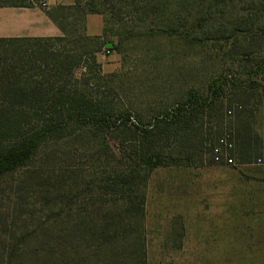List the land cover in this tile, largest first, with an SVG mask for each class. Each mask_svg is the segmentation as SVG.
I'll return each instance as SVG.
<instances>
[{
	"label": "rangeland",
	"instance_id": "rangeland-1",
	"mask_svg": "<svg viewBox=\"0 0 264 264\" xmlns=\"http://www.w3.org/2000/svg\"><path fill=\"white\" fill-rule=\"evenodd\" d=\"M176 1L171 0L168 18L160 27L187 31L190 37L151 36L158 27L148 25V34L128 38L120 50L104 48L94 54L99 69L87 54L95 47L90 42L76 43L67 37L61 42H44L40 49L25 42H0V56L41 51L37 65L45 61L49 73H60L62 79L53 89L80 99L79 106L91 101L107 118L117 119V123L127 119L126 127L112 131L62 124L42 141L40 150L20 171L49 175L56 181L68 177L71 188L81 176L85 183L96 185L106 178L112 180L119 169L135 164L139 139L135 124L151 122L186 102L190 94L208 97L209 83L225 77L229 82L219 100L225 106L237 104L252 110L250 122L260 137L255 153L261 163L252 158L242 165L234 158L235 166L217 165L205 150L186 157L172 146L165 163L173 158L178 163L154 167L146 183L142 264H264V37L245 32L247 40L235 39L241 36L235 29L250 28L252 21L253 29L257 25L264 28V1ZM86 25L90 34L101 35L104 22L91 16ZM191 37L197 40L191 42ZM112 41L116 43V37ZM20 86L31 85L21 80ZM234 116L235 112L226 123L233 126ZM7 130L14 128H2L0 138L13 136L5 134ZM32 130L23 126L15 131ZM7 180L0 189L6 194L13 191L6 203L12 217L19 213L18 197L27 195L15 196L16 189H9ZM99 200L98 194L76 199L87 205ZM122 250L113 248L107 253L120 257ZM136 250L129 262L141 258V249Z\"/></svg>",
	"mask_w": 264,
	"mask_h": 264
},
{
	"label": "trees",
	"instance_id": "trees-1",
	"mask_svg": "<svg viewBox=\"0 0 264 264\" xmlns=\"http://www.w3.org/2000/svg\"><path fill=\"white\" fill-rule=\"evenodd\" d=\"M170 3L171 0H73V5H59L45 11L61 36L0 38V42H25L39 49L44 42H61L67 37L76 43L90 42L95 47L87 54L91 55L92 64L99 69L94 54L104 48L120 50L128 38L148 34L146 32L151 30L148 25L156 24L158 27L151 36L190 37L187 31L160 27V23L168 18ZM34 4L42 6L43 2L0 0V8H30ZM176 4H180V0ZM88 15H98L103 19L100 36L86 33ZM250 24V28L235 29L241 35L235 36L237 41L247 40L245 32L264 37V28L257 25L254 30V22ZM113 37H116V43H113ZM196 40L191 37V42ZM40 57L41 51L17 57L0 56V134L4 127L14 128L5 132L8 135L12 133L9 139L0 138V186L9 178L8 188L16 189L15 196L22 192L27 195L18 197L19 213L11 217L6 203L13 191L6 194L0 189V264H142L145 256L143 220L146 183L154 167L178 163L174 158L165 163L172 146L180 149V155L186 157L202 154L205 150L216 164L214 147L222 136L228 134L236 147L231 155L238 163L247 164L257 157L255 152L260 137L250 122L252 110L237 104L225 106L219 98L223 86L229 81L218 77L209 83L208 97L202 99L190 94L186 102L177 104L151 122L140 126L135 124L139 134L134 150L136 165L119 169L112 180L106 178V181L96 185L85 183L81 176L71 188L68 177L56 181L49 175L20 171L40 150L42 141L62 124L90 126L101 131L127 126V119L117 123V119L112 120L98 113L97 105L91 101L79 106L82 104L80 99L53 89V85L62 81L60 73H49L45 61L37 65ZM262 64L264 69V61ZM21 80L31 86L21 87ZM71 103L78 106L71 107ZM234 112L235 123L232 126L226 120ZM124 114L119 116L124 117ZM23 126H31L33 130L17 134ZM111 157L115 158V155L111 153ZM81 184L85 185L80 187ZM94 194H98V202L87 205L76 201L79 197ZM113 248L125 250L120 257H116L118 253H107ZM136 248L141 249L142 256H137V262H129L135 256Z\"/></svg>",
	"mask_w": 264,
	"mask_h": 264
},
{
	"label": "crops",
	"instance_id": "crops-1",
	"mask_svg": "<svg viewBox=\"0 0 264 264\" xmlns=\"http://www.w3.org/2000/svg\"><path fill=\"white\" fill-rule=\"evenodd\" d=\"M45 5H33L30 8H0V38H52L61 36L58 27L48 18L45 11L55 6L73 5V0H40ZM98 15H88V18ZM100 17V16H99ZM86 33H89L86 25Z\"/></svg>",
	"mask_w": 264,
	"mask_h": 264
},
{
	"label": "built area",
	"instance_id": "built-area-1",
	"mask_svg": "<svg viewBox=\"0 0 264 264\" xmlns=\"http://www.w3.org/2000/svg\"><path fill=\"white\" fill-rule=\"evenodd\" d=\"M44 6L45 5L42 4V7ZM233 149L234 145L230 136L228 134L222 136L213 150L215 163L226 166H235L234 157L231 155ZM256 162L261 163L260 160H257Z\"/></svg>",
	"mask_w": 264,
	"mask_h": 264
},
{
	"label": "water",
	"instance_id": "water-1",
	"mask_svg": "<svg viewBox=\"0 0 264 264\" xmlns=\"http://www.w3.org/2000/svg\"><path fill=\"white\" fill-rule=\"evenodd\" d=\"M107 47H111V45L110 44H107Z\"/></svg>",
	"mask_w": 264,
	"mask_h": 264
}]
</instances>
